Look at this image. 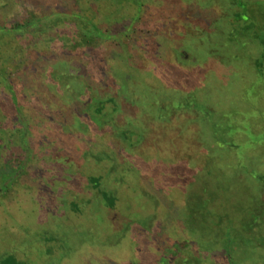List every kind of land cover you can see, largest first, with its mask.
<instances>
[{"label":"rangeland","instance_id":"1","mask_svg":"<svg viewBox=\"0 0 264 264\" xmlns=\"http://www.w3.org/2000/svg\"><path fill=\"white\" fill-rule=\"evenodd\" d=\"M140 1L0 0V259L264 264V0Z\"/></svg>","mask_w":264,"mask_h":264},{"label":"trees","instance_id":"2","mask_svg":"<svg viewBox=\"0 0 264 264\" xmlns=\"http://www.w3.org/2000/svg\"><path fill=\"white\" fill-rule=\"evenodd\" d=\"M136 5L138 8V12H139V10L142 9L143 4L141 3L140 0H136ZM237 18L242 20V18L240 16V12L237 14ZM82 21L85 22V19L84 20L82 19ZM89 25L92 27V33L95 34L94 37L101 38V39L114 38V36L107 34L104 31H102L101 29H99L96 26V24L89 22ZM27 28H28L27 26L26 27L21 26V27H19V29H16L13 32L19 33L23 30H26ZM89 43H90V40H88V38L86 36H84L81 43H78V44H79V46H83V45H87ZM68 76H69L68 78H70V75H68ZM51 77H52V81H54V75H52ZM57 78L58 79H56L55 81L57 83H60L59 82V76ZM86 88H87V90L90 91L89 86H86ZM9 89H11V88L9 87ZM11 93H13V92H11ZM12 97H15V94H12ZM113 100L104 101V100H100V99L93 97L92 102H91L90 106L88 107V110H90V112H91L89 114V117L91 118V120H93L94 122H99L100 118H102L105 115V112L108 108L107 105L109 103L113 104L115 109H117V106L115 105V101H113ZM15 101H16V97H15ZM2 129H4L3 126H1L0 130L2 131ZM8 130L10 131V133L8 131L7 135L5 134V131L3 133L0 132V137L5 138V140L8 138V140H7L8 143H11L10 140H12V142H13V139H14V140H16V143L19 146V126L14 125L13 128H10ZM22 148H23L24 153H28V151H29L28 145L25 146L23 144ZM2 159L5 161L6 166H4L5 168L0 171V193L7 191L9 189V186L17 179V177H19V170L21 169V168L19 169V167L21 165H23V162L19 161V155L16 156L14 159L12 157H9V158L8 157H6V158L2 157ZM90 182L92 184H94V187H96V188L100 187V180L99 179L91 178ZM103 199L109 208H114L116 198L113 195H109V193L106 192L103 194ZM221 229L223 230V232L220 235V240L222 243L223 251L225 253V257L229 259V261H230L229 264H236L233 260L232 249L234 247V244L238 243L240 240H243V239L241 238V236H239L240 234L238 233L236 228H234V225H229L227 227H221ZM169 259L170 258L167 257L165 260H160V262H161V264H165L164 261L168 262ZM27 263L28 262L23 261V260H18L16 257L10 256V255L0 259V264H27ZM186 263L196 264L198 262L196 260H189V261L186 260Z\"/></svg>","mask_w":264,"mask_h":264}]
</instances>
